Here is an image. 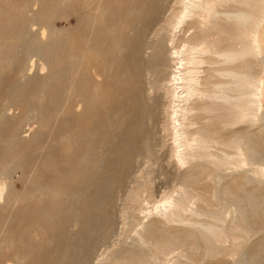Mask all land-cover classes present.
Masks as SVG:
<instances>
[{"label":"bare ground","instance_id":"obj_1","mask_svg":"<svg viewBox=\"0 0 264 264\" xmlns=\"http://www.w3.org/2000/svg\"><path fill=\"white\" fill-rule=\"evenodd\" d=\"M126 3L0 0V264H264V0Z\"/></svg>","mask_w":264,"mask_h":264},{"label":"rangeland","instance_id":"obj_2","mask_svg":"<svg viewBox=\"0 0 264 264\" xmlns=\"http://www.w3.org/2000/svg\"><path fill=\"white\" fill-rule=\"evenodd\" d=\"M126 3V0H124ZM160 0H137V1H133L130 0L126 5H124L122 8L125 9L127 7H137V8H143L144 9V13H148L149 16H151V21L150 24L148 25V30H149V37L152 38L153 33L163 24V21L166 19V17H168V14H170L169 12V8L174 7V4L172 3V1L174 2L175 0H162L164 1V8L162 10H158V6H157V2ZM170 8V11H171ZM75 11L71 12V15L68 18H64V19H58L55 23L54 26L59 28V29H63V30H71V31H77L80 32L81 31V20H80V13H79V9L77 7H75L74 9ZM122 14V12H121ZM38 26H33L32 28L37 29ZM9 78H11L9 76ZM10 80V79H9ZM4 92L3 90L0 89V98L1 97H5L4 96ZM56 93L58 95V100H60V104H58L59 106H63L65 108H68L69 111H72V113H74V115L79 112V104H78V98L76 95H74L73 99L69 101V103L66 105H64L63 103V97L66 94V88L65 86H58L56 89ZM99 109L101 111H103V113L106 112V110L108 109L107 106L102 105L101 107H99ZM60 112L58 114V117H54V119H52L51 123H50V130L51 133L53 134V136L58 139L59 136L63 135L66 132V129L70 128L71 132L74 131L76 129V124H77V120L74 118L73 115L70 114V112ZM44 155L41 156H33L32 157V161L30 163V166L33 167L35 164H38L42 161H44ZM63 155H60L58 157V162H63ZM22 173L20 171H17L15 173V178H21ZM131 177L133 178L134 176L131 175ZM129 182H131L129 180ZM129 183H126L125 186L124 185H120L119 181H118V176L116 175V179H115V205L116 207H120L123 203L124 200L127 195L126 190H127V185ZM130 186V185H129ZM16 188L21 189V184H16ZM126 194V195H125ZM118 197V199H117ZM123 198V199H122ZM32 219L30 218H23L21 217L20 219H14V220H10L9 222H7L6 224V229L10 232L16 233V235L20 232V230L24 227H26L29 222ZM116 227V231L119 232L121 230V219L119 218L116 221L115 224ZM116 240V237H113L110 241L114 242ZM102 252V249L100 251L97 252V255H100ZM5 260H9V259H5ZM3 264H14V262H12L11 260H9V263H5V261L3 262Z\"/></svg>","mask_w":264,"mask_h":264}]
</instances>
